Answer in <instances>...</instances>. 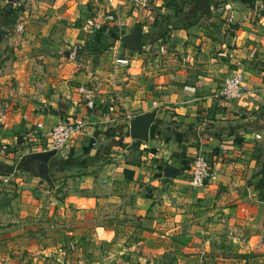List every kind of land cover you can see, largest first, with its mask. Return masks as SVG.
<instances>
[{
    "label": "crops",
    "instance_id": "crops-1",
    "mask_svg": "<svg viewBox=\"0 0 264 264\" xmlns=\"http://www.w3.org/2000/svg\"><path fill=\"white\" fill-rule=\"evenodd\" d=\"M176 2L200 10L197 0H53L52 14L13 22L0 6V264H169L160 253L175 249L178 264H264V3L209 0L179 25ZM138 27L141 46L126 45ZM97 35L101 57L80 45ZM237 72L243 95L227 100ZM151 111L149 140L130 136L128 115ZM81 116L51 180L21 171L50 150L55 124ZM198 153L210 174L193 186Z\"/></svg>",
    "mask_w": 264,
    "mask_h": 264
},
{
    "label": "built area",
    "instance_id": "built-area-1",
    "mask_svg": "<svg viewBox=\"0 0 264 264\" xmlns=\"http://www.w3.org/2000/svg\"><path fill=\"white\" fill-rule=\"evenodd\" d=\"M113 0H108V2H112ZM132 6L136 9L141 7L151 8L153 5V0H131ZM230 22H233V17L229 18ZM102 27V22L99 20H90L88 22V29L93 32L94 30H99ZM18 29L24 28V25L19 23L17 25ZM161 51H165V47L161 46ZM129 63V60L124 57H119L116 60V64L121 66H126ZM242 75L240 72H237L232 77H229L225 80L221 95L227 99L232 100L236 98H240L243 95L242 88ZM79 91L84 95L86 99H88V104L90 107H93V99L91 90H89L85 85L79 88ZM133 115H128V119H132ZM87 125L86 119L84 117H77L73 120H64L55 124L48 132L44 139H47V146L50 150H59L63 148L69 140L72 139L73 134L75 132L81 131ZM42 124H38V127L42 130ZM20 163V162H19ZM192 178L191 184L193 186L203 185L206 181V178L210 174V160L205 153H198L193 161H192ZM15 171L7 175L4 179L5 181H9L11 177H13Z\"/></svg>",
    "mask_w": 264,
    "mask_h": 264
},
{
    "label": "water",
    "instance_id": "water-1",
    "mask_svg": "<svg viewBox=\"0 0 264 264\" xmlns=\"http://www.w3.org/2000/svg\"><path fill=\"white\" fill-rule=\"evenodd\" d=\"M10 4L15 3L17 0H8ZM197 5L200 10L209 12L210 4L209 0H197ZM142 40V27L129 34L125 38V44L128 46H141ZM156 111L145 112L134 116L130 122V136L133 138H142L149 140L151 126L156 118ZM57 155V150H47L33 152L27 155L21 160V167L30 173L51 180L50 178V160ZM175 170L171 167H167L166 175H171Z\"/></svg>",
    "mask_w": 264,
    "mask_h": 264
},
{
    "label": "rangeland",
    "instance_id": "rangeland-1",
    "mask_svg": "<svg viewBox=\"0 0 264 264\" xmlns=\"http://www.w3.org/2000/svg\"><path fill=\"white\" fill-rule=\"evenodd\" d=\"M188 1L189 0H180V3L183 6H185ZM51 3H53V0H17L15 3H12V4H10L8 0H0V6H13V5L17 6V9H18V10H16L17 16H18L17 18H19L22 14H27V13H28V15H31L33 13L36 14L39 11V8H40V10H42V11L44 10L48 14L49 13L52 14V11L49 12V10L52 7L51 6ZM19 23H21V24L24 25L23 22H19ZM24 30H25V26L22 29H18L17 28V31H19V32H23ZM87 30H88V28H87ZM80 45L83 46L85 48V50L96 51L95 52V55L96 56H99V57H101L103 55V50H105V48L107 47V46H104L103 43L100 44L99 42H96V41H93L90 44L85 43V44H80ZM90 46L94 50H90V48H89ZM2 49L3 48H1L0 50H2ZM88 54H90V53L89 52L88 53L85 52V54H84L85 59L83 61H87L89 58H92V59L94 58L92 56H89ZM97 60H98V58H97ZM90 82H92V81H89V83ZM21 171L24 173V169L23 168H22ZM23 173H20V174L22 175ZM160 255H163L164 257L166 255V257H168V259L172 260V262L171 261H168V263L169 264L170 263L171 264H175L176 263L175 260H177L178 258H180V256L183 255V252L179 251L178 249H175L173 252L160 253ZM176 264H178V263H176Z\"/></svg>",
    "mask_w": 264,
    "mask_h": 264
},
{
    "label": "trees",
    "instance_id": "trees-1",
    "mask_svg": "<svg viewBox=\"0 0 264 264\" xmlns=\"http://www.w3.org/2000/svg\"><path fill=\"white\" fill-rule=\"evenodd\" d=\"M192 1V3H194V1H196V0H191ZM248 1V0H247ZM256 1H258V2H260V3H264V0H251V4L253 3V2H256ZM174 7H175V9H176V12L177 13H179L180 14V17H181V19L178 21V24L180 25H187V24H189V19H190V16H192L193 14H196L198 11L199 12H203L202 10H198L197 9V6H196V3H194V5H192V9L189 11V12H184L183 11V8H180V5L176 2L175 4H174ZM16 10H18L17 9V6H15V5H13V6H10L9 8H8V10L7 11H5V14H6V17H9V19L10 20H13V22H15L16 21V18L18 17L17 16V12H16ZM182 14H187V15H183L182 16ZM182 17H184V18H182ZM173 23H175V22H173ZM168 25H169V23H167ZM167 24H166V27H164V28H161V29H159L158 31H157V34H155L154 36H152V38L153 39H155L156 40V38L158 39V38H160V37H165V35L168 33V31H169V28H168V26H167ZM100 39V36L99 35H97V40H95L96 42H99L98 40ZM100 43V42H99ZM142 43H144V41H142ZM101 44V43H100ZM119 144H123V141L122 140H120L119 142H118ZM177 154V153H176ZM179 154V153H178ZM56 157V156H55ZM54 159V158H53ZM67 161L66 162H68V161H72L71 159H66ZM54 161V160H53ZM2 166L0 165V168H1Z\"/></svg>",
    "mask_w": 264,
    "mask_h": 264
}]
</instances>
